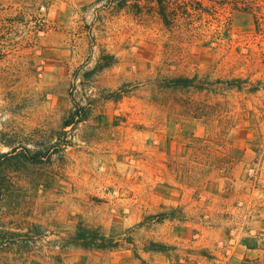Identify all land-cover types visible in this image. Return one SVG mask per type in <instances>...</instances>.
I'll return each mask as SVG.
<instances>
[{"label":"rangeland","instance_id":"1","mask_svg":"<svg viewBox=\"0 0 264 264\" xmlns=\"http://www.w3.org/2000/svg\"><path fill=\"white\" fill-rule=\"evenodd\" d=\"M171 1L15 4L0 152L47 156L0 175L29 227L0 264H264V0ZM80 223L119 247L69 246Z\"/></svg>","mask_w":264,"mask_h":264},{"label":"trees","instance_id":"2","mask_svg":"<svg viewBox=\"0 0 264 264\" xmlns=\"http://www.w3.org/2000/svg\"><path fill=\"white\" fill-rule=\"evenodd\" d=\"M20 1L22 0H0V59L4 58L7 52L9 31L7 21L11 18L10 14L16 13L14 18L17 19L19 17L20 11L19 8H15V4L20 3ZM117 1L122 5L128 0ZM156 1L159 4V12L161 16L166 17L169 10L171 9V5L173 4L172 1ZM110 58L112 57L106 56V59L110 61L100 64L99 67L106 68L111 66L112 59ZM72 105L73 107L63 123V128H75L76 126L86 122L89 118L90 109L86 105L78 103L75 99H72ZM2 144L7 146L9 151L0 152V175L7 165L11 164L12 161L37 165L42 163L47 156L41 150L23 147L24 152H21L19 151V146L10 145L9 143ZM6 191L7 181L3 178H0V210L6 200ZM14 226L16 227H13L11 230H5L8 227H5L4 225L0 226L2 227V229H0V252L10 244L21 243L20 238L23 235L25 229H27L28 233L29 227L23 229L20 224H16ZM68 244L69 246L79 247L86 250H114L119 247V242L107 237L102 229L87 227L81 223L77 226L74 233L69 236ZM157 250L163 251V249L160 247Z\"/></svg>","mask_w":264,"mask_h":264}]
</instances>
